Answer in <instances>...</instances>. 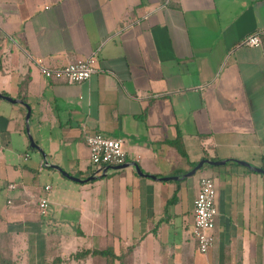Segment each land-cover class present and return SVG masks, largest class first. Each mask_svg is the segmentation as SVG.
Instances as JSON below:
<instances>
[{
    "label": "crops",
    "instance_id": "1",
    "mask_svg": "<svg viewBox=\"0 0 264 264\" xmlns=\"http://www.w3.org/2000/svg\"><path fill=\"white\" fill-rule=\"evenodd\" d=\"M91 55L82 82L35 61ZM0 91L31 106L28 120L0 97V249L16 264H264V174L236 161L264 167V0H0ZM93 132L125 138V167L91 162ZM203 158L228 161L165 178ZM204 175L222 229L206 253L176 218L194 213Z\"/></svg>",
    "mask_w": 264,
    "mask_h": 264
},
{
    "label": "built area",
    "instance_id": "2",
    "mask_svg": "<svg viewBox=\"0 0 264 264\" xmlns=\"http://www.w3.org/2000/svg\"><path fill=\"white\" fill-rule=\"evenodd\" d=\"M244 41L250 45H259L261 38L258 33L249 35ZM41 72L49 79H65L68 82H82L91 77L96 70V58H87L69 62L61 66H51L42 58L35 59ZM85 141L90 149V160L97 167L105 169L111 165H121L126 162L128 152L125 149L123 136H109L103 132L87 133ZM10 184V187H15ZM50 185L45 186V192L38 198V206L42 213H47L49 198L47 192ZM11 203L12 201L9 200ZM194 223L191 230L200 252H208L216 242L215 228L219 208L217 204V187L213 176L204 175L200 179L199 190L194 198Z\"/></svg>",
    "mask_w": 264,
    "mask_h": 264
},
{
    "label": "water",
    "instance_id": "3",
    "mask_svg": "<svg viewBox=\"0 0 264 264\" xmlns=\"http://www.w3.org/2000/svg\"><path fill=\"white\" fill-rule=\"evenodd\" d=\"M0 97H3V98H6L10 101H13V102H23L28 111H27V119L29 120L30 119V116H31V106L29 105V103L25 102L23 99H20V98H14L2 91H0ZM29 129V127H28ZM30 140H31V145L32 146H36L38 148H40L41 150H43L34 140L32 134H30ZM228 160H225V159H222V160H214V159H209V158H203L202 160H200V162H198L191 170H189L188 172H186L185 174L179 176H171V177H165V178H175V179H179L181 177H188V176H191L193 174H195L197 172V170H199L200 168H202L205 164H212V165H220V164H224L226 163ZM237 162L243 164V165H246L248 166L249 168H252L258 172H261L264 174V167H261V166H256V165H253L252 163L248 162V161H244V160H236ZM49 165H53L54 167L58 168L63 174H65L66 176H68L69 178L71 179H74V180H78V181H85V180H90L92 178H94L95 176L92 175V176H89L87 178H81L79 176H75L71 173H69L68 171H66L64 168H62L61 166H59L58 164H51L48 160H47V163H46V166H49ZM127 164L126 163H123L121 165H119L118 167H125ZM138 171L140 173H144L141 168L139 167V165L135 164ZM152 177H157L155 175H152Z\"/></svg>",
    "mask_w": 264,
    "mask_h": 264
},
{
    "label": "rangeland",
    "instance_id": "4",
    "mask_svg": "<svg viewBox=\"0 0 264 264\" xmlns=\"http://www.w3.org/2000/svg\"><path fill=\"white\" fill-rule=\"evenodd\" d=\"M30 150L32 151V149H30ZM191 191H190V193H191L190 194V199H191V203H192V198H191L192 197V192ZM185 193H186V195H188L186 189H185ZM231 194L233 195V206L235 207V204H236V201H237L236 197L241 194L240 192L238 193V188H237L236 185L233 186V193L231 192ZM232 195H229V196H232ZM222 198H223V193H222ZM0 202H2V203L5 202V197H3V194L0 197ZM193 206H194V202H193ZM186 216L187 217L185 219H184V215L183 216H179V215L176 216V218L178 220V224H179L177 231L179 232L180 235H184V234L187 235V236L189 235L190 236V243L194 246V248H196V246H197L196 240L191 235L192 223L191 224L189 223V220H190V222L193 221L194 213H192V212L190 213V211H188ZM218 218L219 217H217V221H218ZM219 221H220V218H219ZM219 229L222 230L219 227V225H218V227L215 230L217 231ZM215 230H214V232H215ZM197 252H199L198 248H197Z\"/></svg>",
    "mask_w": 264,
    "mask_h": 264
},
{
    "label": "trees",
    "instance_id": "5",
    "mask_svg": "<svg viewBox=\"0 0 264 264\" xmlns=\"http://www.w3.org/2000/svg\"><path fill=\"white\" fill-rule=\"evenodd\" d=\"M25 100V99H24ZM179 149L183 151V147L179 146ZM92 254H103L104 256H107L108 258L111 256V258L116 257L113 250L111 248L105 249V250H86L82 254H77V257L79 255H82L83 257ZM0 264H16V262L11 257V250H8L6 246H2L0 249Z\"/></svg>",
    "mask_w": 264,
    "mask_h": 264
}]
</instances>
